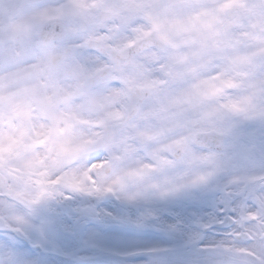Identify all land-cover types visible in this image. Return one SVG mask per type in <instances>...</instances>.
<instances>
[{
  "label": "snow or ice",
  "instance_id": "snow-or-ice-1",
  "mask_svg": "<svg viewBox=\"0 0 264 264\" xmlns=\"http://www.w3.org/2000/svg\"><path fill=\"white\" fill-rule=\"evenodd\" d=\"M15 6L0 264H264V0Z\"/></svg>",
  "mask_w": 264,
  "mask_h": 264
},
{
  "label": "rangeland",
  "instance_id": "rangeland-1",
  "mask_svg": "<svg viewBox=\"0 0 264 264\" xmlns=\"http://www.w3.org/2000/svg\"><path fill=\"white\" fill-rule=\"evenodd\" d=\"M2 238H3V234H0V239ZM53 243L59 244L62 247L71 250L79 247L80 238L68 236L66 234L61 233L56 235L55 237L50 238L49 248H51ZM29 247H31V245H29ZM74 257H79V256H74ZM71 258L72 257L56 255L51 252H49L44 256V259L46 260L47 264H75V263H69V260Z\"/></svg>",
  "mask_w": 264,
  "mask_h": 264
},
{
  "label": "clouds",
  "instance_id": "clouds-1",
  "mask_svg": "<svg viewBox=\"0 0 264 264\" xmlns=\"http://www.w3.org/2000/svg\"><path fill=\"white\" fill-rule=\"evenodd\" d=\"M6 3L11 5L18 4V0H6ZM9 10L10 8L7 7H0V19L6 20L9 17Z\"/></svg>",
  "mask_w": 264,
  "mask_h": 264
},
{
  "label": "flooded vegetation",
  "instance_id": "flooded-vegetation-1",
  "mask_svg": "<svg viewBox=\"0 0 264 264\" xmlns=\"http://www.w3.org/2000/svg\"><path fill=\"white\" fill-rule=\"evenodd\" d=\"M16 4H13V7L9 10V17L12 19H17L21 15V11L18 7L15 6Z\"/></svg>",
  "mask_w": 264,
  "mask_h": 264
},
{
  "label": "water",
  "instance_id": "water-1",
  "mask_svg": "<svg viewBox=\"0 0 264 264\" xmlns=\"http://www.w3.org/2000/svg\"><path fill=\"white\" fill-rule=\"evenodd\" d=\"M76 262H81V261H80V259L78 258V259H76Z\"/></svg>",
  "mask_w": 264,
  "mask_h": 264
}]
</instances>
